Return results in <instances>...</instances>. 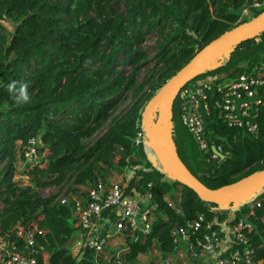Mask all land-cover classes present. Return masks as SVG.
<instances>
[{"label":"trees","instance_id":"trees-1","mask_svg":"<svg viewBox=\"0 0 264 264\" xmlns=\"http://www.w3.org/2000/svg\"><path fill=\"white\" fill-rule=\"evenodd\" d=\"M252 1L0 0V232H11L17 223L43 229L36 236L38 264H137L139 255L153 250L157 259L171 253V229L186 219L201 214L205 221L216 220L212 227H225L247 213L255 225L250 239L256 258L264 264V210L245 202L248 197L238 199V205L198 197L162 168L142 125L144 106L159 87L204 45L248 20L242 8ZM150 33L157 35L154 64L139 80L148 59L142 43ZM261 62L264 31L236 43L198 77L229 79ZM12 81L28 86L30 102H16L7 91ZM128 92L129 104L115 113ZM169 116L175 152L207 187L218 188L264 169V101L256 116V135L208 117L206 136L210 144L222 145V159H207L200 151L181 122L177 97ZM36 137L39 159L19 171L16 162L24 160L23 145ZM128 160L141 165L132 169L125 194L137 198L150 193V202L156 204L154 219L147 233L122 230L126 249L109 254L104 247L96 255L85 238L74 237L78 226L72 203H61L57 194L43 196L39 189L68 184L67 194H77L78 186L104 177V166L121 169ZM20 173L29 181L16 179ZM251 196L264 200V188ZM102 215L116 222L111 209Z\"/></svg>","mask_w":264,"mask_h":264},{"label":"built area","instance_id":"built-area-1","mask_svg":"<svg viewBox=\"0 0 264 264\" xmlns=\"http://www.w3.org/2000/svg\"><path fill=\"white\" fill-rule=\"evenodd\" d=\"M256 10H260L257 14L264 10V0H253L244 6L242 15L250 19L257 15L254 14ZM175 97L179 101L181 122L192 134L200 151L207 159H220L217 152L223 153L222 145L209 143L205 122L208 117L221 119L227 126L257 134L256 116L264 101V62L256 63L249 71L229 79L212 77L201 83L191 80L179 89ZM135 141H141V132H137ZM38 144L40 140L36 137L23 145L22 161L25 165L39 159L36 153ZM126 185L119 180L105 182L98 177L87 189L85 201L70 192L58 199L61 203H72L76 226L84 231H89L94 217L111 209L117 215L116 233L122 234L126 227L147 233L154 219L152 212L156 204L150 202L148 192L137 198L129 197L125 194ZM245 202L264 210L261 198L248 196ZM234 203L238 205L240 202ZM213 222L216 220L205 221L200 214L176 224L171 229L174 249L167 255L158 256L157 264H262V259L256 258L250 239L255 225L247 213L225 227H212ZM42 233L43 229L37 226L27 227L20 223L15 224L11 232H0V264H38L36 236ZM86 242L96 255L104 248L102 238L87 235ZM157 255L155 251V257Z\"/></svg>","mask_w":264,"mask_h":264},{"label":"water","instance_id":"water-1","mask_svg":"<svg viewBox=\"0 0 264 264\" xmlns=\"http://www.w3.org/2000/svg\"><path fill=\"white\" fill-rule=\"evenodd\" d=\"M262 31H264V10L212 39L159 87L147 101L142 112V125L146 137L156 159L166 173L193 189L201 199L217 205L229 204L264 188V169L218 188L207 187L189 170L174 150L171 139L170 107L183 85L209 66H215L236 43ZM155 112H157L156 118H154ZM212 149L215 151L214 147ZM217 153L221 159L224 158L223 153ZM109 161L113 162L112 156L109 157ZM113 163L117 165L116 162Z\"/></svg>","mask_w":264,"mask_h":264},{"label":"crops","instance_id":"crops-1","mask_svg":"<svg viewBox=\"0 0 264 264\" xmlns=\"http://www.w3.org/2000/svg\"><path fill=\"white\" fill-rule=\"evenodd\" d=\"M119 155L114 156V162L117 163ZM129 161V160H128ZM129 163H133L132 161ZM130 164L123 166L121 170L120 168H112L104 166V170L102 171L104 177H100L105 182L108 181H114L119 180L122 183H127L128 177L130 176L129 169L131 167ZM138 165V164H137ZM117 166V165H116ZM139 166V165H138ZM138 168V167H137ZM147 169V168H145ZM91 185H80L78 186V192L75 194L78 196L82 201H85L87 189ZM105 212V211H104ZM103 214V213H102ZM99 215L92 219V225L89 231H84L81 228H76L74 232V237L78 239V241L83 240L84 238L87 239V235L94 236L97 238L104 239V247H106L107 250H109V254L112 252H121L122 250L126 249L127 244L126 240L124 239L122 234L116 233V222H110L109 218L106 217V215ZM75 216V214H74ZM76 225V223L74 224ZM77 227V226H76ZM87 232V235H85ZM156 250H153L151 253V256L155 254ZM108 254V255H109ZM48 253H44V258H47ZM104 258H107V255L103 256ZM147 258L146 254L139 255L137 258V264H150L149 261H151V258L148 260H145ZM152 262V261H151Z\"/></svg>","mask_w":264,"mask_h":264},{"label":"rangeland","instance_id":"rangeland-1","mask_svg":"<svg viewBox=\"0 0 264 264\" xmlns=\"http://www.w3.org/2000/svg\"><path fill=\"white\" fill-rule=\"evenodd\" d=\"M116 6V5H115ZM118 6L120 7V8H122L123 7V5L122 4H118ZM4 23L6 24V27H7V29H13V24L12 23H10V22H6V21H4ZM156 39H157V35L156 34H154V33H150V34H147L146 35V37H145V39H144V41H143V43H142V48L146 51V53H147V56H148V59H147V63H145V64H143L142 66H141V69H140V72H139V74H138V79L140 80L141 78H143L146 74H148L149 73V69L152 67V65L154 64V55L156 54V51H157V41H156ZM210 67H214V66H209L208 68H210ZM126 69H128V68H125V70ZM127 71V70H126ZM200 74V73H199ZM198 74V75H199ZM198 75H196L194 78H193V80L192 81H195V82H197V83H201V82H203V81H207V80H210L213 76L212 75H210V74H203V75H201L200 77H198ZM130 95H131V92H128V97L125 99V100H122L120 103H119V105H118V107H117V109L115 110V113H117L119 110H121L124 106H126V105H128L129 104V102H130ZM107 123H108V121H106L105 123H104V125H103V127H102V129L103 128H105L106 126H107ZM101 131V130H100ZM99 131V132H100ZM98 132V133H99ZM97 135V134H96ZM96 135H94L93 136V138H95L96 137ZM147 156L150 158V160H152V161H154L155 160V158L153 157V154H151V153H147ZM118 159H119V157H118ZM17 168H18V170L19 171H21L22 169H24V166H25V162L24 161H22V160H17ZM139 166H138V165ZM140 163H136V164H134V163H130V167H131V169H129V172L131 173V171H132V169H137V167L139 168L140 167ZM119 170H121V169H119ZM21 177H23L24 178V181L25 182H28L29 181V177L28 176H21V173L20 174H17V175H15V178L16 179H19V178H21ZM126 184V183H125ZM67 187H68V184H64L61 188L58 186H54V185H50V186H46V187H44V188H41V189H39V192H40V194L41 195H43V196H47V195H51V194H57V197H61V196H64L65 194H67V192H66V189H67ZM178 193H179V191H178ZM72 251H75V247H72ZM147 255V258L145 259V260H148V259H150L151 258V261H152V263L153 264H157V260H156V258H154V257H152L151 256V253H148V254H146ZM108 258V257H107ZM151 261H149V262H151Z\"/></svg>","mask_w":264,"mask_h":264},{"label":"clouds","instance_id":"clouds-1","mask_svg":"<svg viewBox=\"0 0 264 264\" xmlns=\"http://www.w3.org/2000/svg\"><path fill=\"white\" fill-rule=\"evenodd\" d=\"M19 82L12 81L7 85V91L15 96L16 102L18 104H24L30 102V95L28 92V86L24 83H19V87L17 84Z\"/></svg>","mask_w":264,"mask_h":264}]
</instances>
